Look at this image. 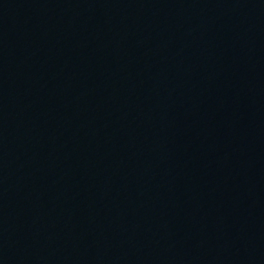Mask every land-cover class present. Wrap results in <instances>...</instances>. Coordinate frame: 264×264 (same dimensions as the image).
I'll return each instance as SVG.
<instances>
[{"label":"water","instance_id":"95a60500","mask_svg":"<svg viewBox=\"0 0 264 264\" xmlns=\"http://www.w3.org/2000/svg\"><path fill=\"white\" fill-rule=\"evenodd\" d=\"M0 264H264V0H0Z\"/></svg>","mask_w":264,"mask_h":264}]
</instances>
